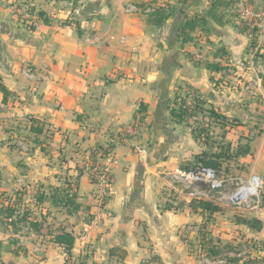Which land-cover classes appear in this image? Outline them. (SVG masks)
I'll use <instances>...</instances> for the list:
<instances>
[{"label":"crops","instance_id":"0c3cea01","mask_svg":"<svg viewBox=\"0 0 264 264\" xmlns=\"http://www.w3.org/2000/svg\"><path fill=\"white\" fill-rule=\"evenodd\" d=\"M215 1L0 0V85L8 91L6 96L0 92L1 109L15 111L14 119L31 117L56 127L58 151L70 142L93 159L95 150L113 145L101 162L112 177L105 197L101 199V183L92 180L94 166L80 168L78 213L69 214L46 199L36 206L46 207L41 234L27 229L25 235H12L0 221V264H66L64 249L47 234L48 226L64 228L75 238L72 264H144L151 259L160 264H235L210 258L209 248H234L242 239L264 245V136L253 139L249 154L240 157L246 178L261 179L259 201L243 207L212 203L219 211L210 215L195 211L190 202L176 206L167 198L168 173L180 171L196 150L171 122L172 99L186 92L211 106L221 104L226 66L240 61L248 45L247 35L227 13L242 1L264 6V0H221L216 15L224 18L218 22L208 14ZM21 3L44 18L33 13L34 25L23 23L11 10ZM148 7L171 15L157 27L140 11ZM193 21L195 31H186L192 39L184 42L183 27ZM209 64L223 69L212 71ZM141 108V132L128 145L116 142ZM4 139L0 163L10 159ZM49 169L45 162L38 185L22 190V181L31 182L32 175L5 163L0 166L1 191L8 192L7 172L19 182L9 192L30 195L32 190L34 200L50 196L62 185L49 182ZM34 200L29 202L37 204ZM251 219L261 222L262 229L244 223ZM13 237L26 253L16 255ZM255 252L264 257V249Z\"/></svg>","mask_w":264,"mask_h":264},{"label":"rangeland","instance_id":"374dc122","mask_svg":"<svg viewBox=\"0 0 264 264\" xmlns=\"http://www.w3.org/2000/svg\"><path fill=\"white\" fill-rule=\"evenodd\" d=\"M17 8L20 11L22 10V15L18 14L19 17L26 16V21L33 20V13L38 15L36 9L26 3H21ZM11 10L15 14L13 4L11 5ZM262 10H264V6L256 7L250 1H242L239 5L236 4L234 7H231L227 14L229 20L237 22L239 27L243 29L245 28V24L254 25L255 23V18L249 19L250 16L247 14V11L256 12ZM252 20L254 23L250 22ZM261 29L262 31L258 32L257 40L259 46L264 48V27ZM247 39L248 45L244 50L245 56L240 61L226 66L228 69L225 71L226 76L221 80L223 90L225 91V93L221 94V98H223L221 104L219 106H211L202 98L201 100L204 103L197 110L196 117L190 122L178 126L181 135L184 136L185 134V137L189 136L193 141V147L196 148L191 158L181 163L180 171H193V168L203 166V160L215 158L220 164L217 169L218 177L225 182L228 192L234 191L241 185V181L244 182L248 179L246 178V168L244 167V163H242V159L234 155L239 152L240 146L249 145L253 139L264 136V51H261L257 55L258 48L252 47L250 44L251 36H247ZM195 99L196 95L189 96L186 92H183L174 96L171 106L174 103L178 107L194 106L197 103ZM210 110H215L223 118L214 119L210 114ZM15 114V111L5 108L1 109L0 107V138H5L3 145L8 147L7 149L10 154V159H7L6 162H1L0 166L10 162L17 166L18 172L24 174L30 172L33 179L31 182L24 179V182L22 181V190L31 187L30 184L33 186L38 185L36 181L40 178V174L42 173L41 168L45 162H48V166L50 167L49 182L61 184L63 187H68L71 183L75 184L78 181L79 169L82 167L85 169L84 166L90 167L93 165L95 167L96 164H100L101 167H104H102V170L107 167L106 164L103 165L101 162L107 159L108 156L106 158L99 156V153L102 152L105 155V145L93 152V159H91V155H83L84 149L78 148L79 150H77L70 142L69 144L67 142L68 145L66 144L64 151L60 150L62 151L60 152L58 151L59 143L57 140H54L55 135L58 133L56 127H51L42 121H36L34 126L43 128L42 134L37 135L32 131L31 117H17V119H14L13 115ZM140 129H138V132H141ZM201 130L203 132L196 140L194 135ZM138 132L135 133L136 135L134 134L135 137ZM124 133L125 131L116 136L115 141H121ZM76 153L80 155L76 156ZM43 154H49L48 158L45 159ZM2 161H5V159ZM74 169L76 172L72 173ZM102 170L97 172H94V168L91 170V177L94 182H100L99 174H102ZM180 171L168 173V178H166L167 184L165 185V188L172 185L183 192L178 195L174 191L166 190L167 198L170 201L176 202V206H182L183 203H187V200H185L186 192L182 190L181 183L172 177ZM3 179L6 181L4 188L8 190L6 193L9 198H12V201L23 198L28 203L29 200H34L35 193L32 190L30 195L25 191H20L23 194L22 196H16L15 192H9L16 183L17 177L5 172ZM111 181L112 177L108 172L106 184H110ZM18 183L17 181L16 184ZM40 186L35 188L38 189ZM33 202H37V199L35 198ZM253 202L251 201V203ZM29 207L33 210L36 217H39L41 212L44 213L46 209L43 205L36 208V204H31ZM26 233H28V230L24 229L21 235H25ZM233 249V252H231L232 257L228 255L225 259L234 258L238 260L235 264H245L249 259H258V256H254L253 254L258 255V252L255 251H262L264 245L254 244L242 239L234 245ZM259 257L261 259L262 255H259Z\"/></svg>","mask_w":264,"mask_h":264},{"label":"trees","instance_id":"16d2710c","mask_svg":"<svg viewBox=\"0 0 264 264\" xmlns=\"http://www.w3.org/2000/svg\"><path fill=\"white\" fill-rule=\"evenodd\" d=\"M221 0H216L210 5V9L208 11V14L210 17L214 18L218 22H222V19L224 16H218L216 15L218 11L219 5H221ZM223 5V4H222ZM144 9V8H143ZM39 16L44 18L43 13H39ZM171 13H167L166 10H160L157 8H154V11L149 14L150 17H152L154 25L157 27H161L164 25V23L168 20ZM197 21L188 22L183 27V41L188 42L192 38L189 37V34L186 32L188 31H195L196 29V23ZM203 24H206V20L202 19L200 21ZM198 22V23H200ZM242 32H244L247 36H251V46L258 48L257 55L264 51L263 47L259 46L258 43V32L259 30L254 28L250 29L248 24H245V28L241 29ZM208 68L212 71H221L223 67L215 64H209ZM0 92L3 93L5 96L8 94V91L5 87L0 85ZM188 95L192 96V93H188ZM196 94H193L195 96ZM196 95L195 99V105L194 106H175L176 104L171 106L170 109V116H171V122L174 125H182L184 123L190 122L192 119H194L196 116V112L198 109H200L203 106V100L202 97ZM145 109L141 108L138 113L144 112ZM210 114L214 119H220L223 118L218 112L215 110H210ZM37 120L32 119V131L36 133L37 135L42 134L43 128L42 127H36L34 124ZM203 131H198L194 135V138L197 140L200 134ZM113 145L109 146L105 149V153L109 152L108 149L112 148ZM250 152L249 145L240 146L239 152H237L234 156L235 157H242L248 155ZM220 164L218 160L215 158H211L208 160H203V166L201 167H207L212 168L217 172V169L219 168ZM196 167L192 170H196ZM187 171V170H184ZM78 183L76 182L71 183L68 185V187H59L54 188L50 192V196H44V194L39 195L37 199V204L43 203L48 199L53 207H62L64 208L69 214L78 213L80 210V205L77 203L78 199V192H77ZM16 196H22L23 194L19 192H15ZM20 200H14L12 201V198H9L6 192L1 191V182H0V221L2 222L3 226L9 229L12 232V235H18L21 236L22 230L29 229V231H33L36 234H41L42 231L46 228L45 224L47 223L46 216L41 213L39 217H36L33 213V210L29 207L31 206V202L26 203L23 198H19ZM191 205L195 211H202L207 212L210 215H213L217 211H219V208L217 206H214L210 202H204V201H193L191 202ZM244 223L251 228H254L255 230L259 231L262 229V223L259 222L257 219H251V220H245ZM47 234L52 236V240L56 242L60 247L64 249L65 255H66V264H72L73 263V249L75 245V238L72 236V234L68 233L64 228L58 227L56 229L51 228L50 226L47 227ZM201 236H204L203 233H201ZM205 240V237H203ZM10 244L12 246H16L17 250L15 251L16 255H20L21 253H26L25 249L20 246V240L16 237H13L10 239ZM1 249V248H0ZM233 248H228V246H225L223 250L209 248L208 255L209 257H221L225 259L226 256L229 255V253L233 252ZM1 252V251H0ZM1 259V258H0ZM258 259L260 257L258 256ZM258 259H249L245 262V264H264V257H262L260 260ZM229 262H238L237 259L234 258H227ZM1 261V260H0ZM157 261L156 259H151L144 264H148L151 262Z\"/></svg>","mask_w":264,"mask_h":264},{"label":"built area","instance_id":"2783aa9c","mask_svg":"<svg viewBox=\"0 0 264 264\" xmlns=\"http://www.w3.org/2000/svg\"><path fill=\"white\" fill-rule=\"evenodd\" d=\"M17 7L18 6H14V13L19 17V15H22V10H18ZM132 10L139 11V9L136 7H132ZM140 11L148 15L152 13L154 9L148 7L141 9ZM247 14H249L250 16L249 19L255 18V23L253 20L250 21L254 23V25L249 24L251 26V29L256 28L259 30V32H261V28L264 27V10L256 12L247 11ZM19 18L22 20L23 23H26L27 25H34L33 20H25L26 16H21ZM143 121V114L140 112L137 113L133 122L124 130L125 133L122 135L121 140L123 144H129L131 142V139L134 134L138 132V129H140V127H142ZM99 156L101 158H104L103 152L99 153ZM102 167L100 166V164H96V166L94 167V172L102 170L104 168ZM108 172L109 168L107 166L104 170H102V174H99L100 183L102 187L101 199L104 198L106 195L105 193L108 187V185L106 184L108 179ZM172 177L181 183L182 190L186 192L185 200L190 203L191 201H204L213 204L227 202L232 207H243L248 206L251 201H259L261 198V179L256 175H251L250 178H248L244 182L241 181V185L232 192H228V190L226 189L225 182L218 177L217 172L212 168L200 167L194 171H180L177 172V174H174ZM168 189L169 191H174V193L178 195L183 193L182 191L178 190V188L172 185H169ZM101 201L102 200H100L99 205L101 204ZM148 264H160V262L154 261Z\"/></svg>","mask_w":264,"mask_h":264}]
</instances>
